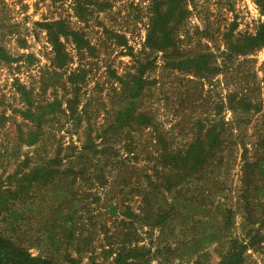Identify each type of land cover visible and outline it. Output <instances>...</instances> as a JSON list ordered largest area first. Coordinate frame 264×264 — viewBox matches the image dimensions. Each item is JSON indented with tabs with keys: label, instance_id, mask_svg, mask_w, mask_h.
Here are the masks:
<instances>
[{
	"label": "rangeland",
	"instance_id": "rangeland-1",
	"mask_svg": "<svg viewBox=\"0 0 264 264\" xmlns=\"http://www.w3.org/2000/svg\"><path fill=\"white\" fill-rule=\"evenodd\" d=\"M262 25L264 0H0V236L52 264H264V45L237 48ZM138 78L144 125L114 128ZM217 134L167 189L160 156Z\"/></svg>",
	"mask_w": 264,
	"mask_h": 264
},
{
	"label": "trees",
	"instance_id": "trees-1",
	"mask_svg": "<svg viewBox=\"0 0 264 264\" xmlns=\"http://www.w3.org/2000/svg\"><path fill=\"white\" fill-rule=\"evenodd\" d=\"M177 8V3H172L164 13L154 12L153 19L149 24L148 39L146 41L147 46L150 49L164 50L173 47L170 37V29L167 24V17L170 13L175 11ZM169 31V32H168ZM239 50H251L264 45V25L260 26L256 34L250 38L244 39L242 42L238 43ZM173 49V48H172ZM202 58H200L199 64H201ZM142 70V67H141ZM141 74V73H140ZM141 79L138 78L136 81L132 82L133 90L129 95V102L123 108V110L117 114L115 120V126L117 129H129L133 126L144 125V120L142 115L135 114V100L141 91ZM247 91L241 97L237 98L234 105L242 108L244 103L248 101ZM220 134L208 135L207 139L209 145L207 148H203L198 141H194L193 144L187 147L183 152L178 151L174 154H165L160 156V166L163 170L168 169L169 171H160L163 173L160 177L161 181L167 186V189L171 187L172 183L170 181L171 175L174 176L175 182L180 180H188L191 177L199 174L206 162L211 158L214 149L216 153L221 152L220 148L222 143H219ZM261 145L264 149V138H261ZM87 146V145H86ZM91 150V147H88ZM209 151V152H208ZM95 152V151H93ZM211 154V155H210ZM169 155V156H168ZM56 162V161H55ZM58 162V160H57ZM46 170V168H44ZM174 172V174L172 172ZM39 170H36L31 177V180H36L44 182L48 175L38 176ZM44 174V173H43ZM167 175V176H166ZM172 177V176H171ZM176 184V183H175ZM14 195V194H13ZM136 251L133 249L131 251H122L116 253V258L114 259V264H128V260L136 257ZM242 259V251H231L227 254L221 264H239ZM0 264H52L50 261L42 259L40 257L31 256L24 248L13 243L10 239H6L0 236ZM97 264V263H91Z\"/></svg>",
	"mask_w": 264,
	"mask_h": 264
}]
</instances>
